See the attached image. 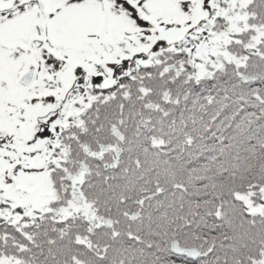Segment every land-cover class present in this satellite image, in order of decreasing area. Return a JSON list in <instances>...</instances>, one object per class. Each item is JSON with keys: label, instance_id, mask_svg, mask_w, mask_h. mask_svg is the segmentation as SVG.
<instances>
[{"label": "snow or ice", "instance_id": "snow-or-ice-1", "mask_svg": "<svg viewBox=\"0 0 264 264\" xmlns=\"http://www.w3.org/2000/svg\"><path fill=\"white\" fill-rule=\"evenodd\" d=\"M0 264H264V0H0Z\"/></svg>", "mask_w": 264, "mask_h": 264}]
</instances>
